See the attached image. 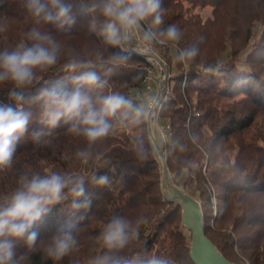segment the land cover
I'll return each mask as SVG.
<instances>
[{
    "label": "trees",
    "instance_id": "1",
    "mask_svg": "<svg viewBox=\"0 0 264 264\" xmlns=\"http://www.w3.org/2000/svg\"><path fill=\"white\" fill-rule=\"evenodd\" d=\"M74 4L76 23L67 31L45 25L65 45L66 54L81 55L104 51L105 57L122 51L108 45L97 31L90 30L95 17L84 9L100 0H68ZM24 0H9L0 8V51L12 48L33 26L34 21L23 7ZM167 11L164 27L177 25L183 35L178 46L157 47L169 79L161 91L158 117L166 122L168 141L163 145L166 166L174 182L182 180V189L200 203L205 235L219 252L235 264H264V0H163ZM210 9V15L201 13ZM262 31L256 38L255 27ZM197 46L196 61L185 69L176 61L179 49ZM246 50V51H245ZM127 51V49H123ZM225 56V60L221 59ZM218 63L226 70L222 78L205 75L207 64ZM151 64L134 53L127 65L104 77L108 87L141 103L144 80ZM173 68L175 72L172 74ZM59 67L41 78L32 93L45 85L70 86V76ZM11 85L0 86V101L9 103ZM27 108V105L25 106ZM33 123L17 143L12 166L0 169V198L16 186L25 170L80 172L85 175L108 174L110 188L86 183L92 195L91 211L73 212L69 202L56 205L39 226L46 240L59 226L75 221L79 232V250L58 264H87L102 251L95 237L113 215H146L150 224L141 229V239L129 250L130 255L156 254L174 264H193L189 256L190 233L181 225V209L166 200L161 186V169L151 146L147 115L139 124L127 122L114 127L103 141L91 146L93 153L103 154L97 163L83 165L76 153L89 147L82 136L70 133L66 125L51 130V135L34 142L33 131H47L42 123V105L32 108ZM47 140V143H43ZM140 140L146 158L137 159L134 141ZM84 216V219L78 217ZM188 231V234H187ZM17 254L23 253V241L17 242ZM30 264H53L36 253Z\"/></svg>",
    "mask_w": 264,
    "mask_h": 264
},
{
    "label": "clouds",
    "instance_id": "2",
    "mask_svg": "<svg viewBox=\"0 0 264 264\" xmlns=\"http://www.w3.org/2000/svg\"><path fill=\"white\" fill-rule=\"evenodd\" d=\"M8 2L0 0V8ZM23 7L36 26L14 47L0 51V86L11 85L7 93L9 103L0 101V169L12 166L16 145L28 133L34 120L32 108L36 105H42V123L47 131H33L34 142H41V137L50 136L52 129L66 125L70 133L84 137L89 145L76 153L81 164L97 163L103 154L93 153L91 146L110 135L112 121L121 126L127 122L139 124L158 105V100L149 97L145 102L134 103L118 91L105 93L108 79H102L92 69H103L104 77H110L117 68L127 65L136 52L150 54L158 46H178L183 33L175 24L163 26L167 11L163 0H100L84 9L87 13L98 12L102 17L99 23L93 17L90 30L98 28L106 44L122 51L108 57L100 49L84 55L73 52L62 61L65 45L44 26L69 30L76 23L74 4L68 0H24ZM5 30L6 26L0 24V32ZM199 52L195 45L179 49L176 61L188 69ZM57 67L72 74L70 86L45 85L32 93L40 74ZM202 71L217 78L227 75L218 63L207 64ZM133 143L136 158L145 159L142 141ZM89 180L98 188H110L113 182L108 174L88 176L51 167L22 171L14 189L0 198V264H30L31 256L36 253L58 264L78 251L79 228L75 221L59 226L46 240L41 239L39 226L54 206L65 202H69L73 212L91 211L94 197L86 194ZM150 222L146 215H113L95 237L102 251L90 257L87 264H174L171 259L156 254L145 257L129 254L140 242L141 229ZM18 241H23L25 248L19 255Z\"/></svg>",
    "mask_w": 264,
    "mask_h": 264
},
{
    "label": "water",
    "instance_id": "3",
    "mask_svg": "<svg viewBox=\"0 0 264 264\" xmlns=\"http://www.w3.org/2000/svg\"><path fill=\"white\" fill-rule=\"evenodd\" d=\"M136 53L145 59L147 58L145 54ZM156 109L157 107L155 111ZM150 140L151 146L159 159L164 196L167 201L180 207L181 225L190 233L189 256L193 264H235L227 260L205 235L204 218L200 203L194 197L175 186L173 177L170 176L167 170L163 149L160 148L151 134Z\"/></svg>",
    "mask_w": 264,
    "mask_h": 264
},
{
    "label": "rangeland",
    "instance_id": "4",
    "mask_svg": "<svg viewBox=\"0 0 264 264\" xmlns=\"http://www.w3.org/2000/svg\"><path fill=\"white\" fill-rule=\"evenodd\" d=\"M201 15L203 17L209 16L210 15V9L208 8V9L204 10L201 13ZM261 31H262V27L260 25H257L255 27V31H254L255 32L254 35H256V38L259 37V34L261 33ZM148 55L155 58L153 61H151L149 59V62H150L151 67H152L150 72H149V75H150L151 81H152L151 82V88L152 89H151V91H146L143 93V95H141V101L142 102H145L149 97L156 98V100L159 101L161 90H163L162 89L163 87L165 89L166 81L169 79L166 64H165L163 58L161 57V54L159 53V51L155 50L153 53H150ZM224 60H225V56H223V58L221 59V62H223ZM174 72H175V69L173 68L172 74ZM147 123H148L149 136L151 134L153 136V138L155 139L156 143L160 146L161 149H163L164 143L168 141L166 122L161 120L156 113L155 116L153 117V119L149 120V118H147ZM156 157H157V160L159 161L157 155H156ZM174 184L177 188L182 189V180L174 182ZM163 192H164V189H163ZM192 197H194V196H192ZM187 234H188V231H187Z\"/></svg>",
    "mask_w": 264,
    "mask_h": 264
},
{
    "label": "built area",
    "instance_id": "5",
    "mask_svg": "<svg viewBox=\"0 0 264 264\" xmlns=\"http://www.w3.org/2000/svg\"><path fill=\"white\" fill-rule=\"evenodd\" d=\"M140 53H142V52H140ZM142 54H145V55H147V58H146V60L149 62V59L151 60V61H153L155 58L154 57H151V56H149L147 53H142ZM156 61V60H155ZM157 62V61H156ZM158 63V62H157ZM151 77H150V75L148 74V76L145 78V80H144V83H145V90L146 91H151ZM156 99V98H155ZM158 104H159V101H158ZM157 107V109H158V105L156 106ZM155 107V108H156ZM155 108H154V110H152L151 111V113L149 114V115H147V118H149V120L150 119H153V117L155 116V114L157 113V109H156V111H155Z\"/></svg>",
    "mask_w": 264,
    "mask_h": 264
},
{
    "label": "bare ground",
    "instance_id": "6",
    "mask_svg": "<svg viewBox=\"0 0 264 264\" xmlns=\"http://www.w3.org/2000/svg\"><path fill=\"white\" fill-rule=\"evenodd\" d=\"M152 130V129H151Z\"/></svg>",
    "mask_w": 264,
    "mask_h": 264
}]
</instances>
